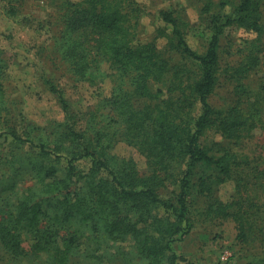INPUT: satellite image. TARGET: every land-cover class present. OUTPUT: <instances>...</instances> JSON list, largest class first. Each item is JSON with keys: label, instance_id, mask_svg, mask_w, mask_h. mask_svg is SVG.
<instances>
[{"label": "trees", "instance_id": "16d2710c", "mask_svg": "<svg viewBox=\"0 0 264 264\" xmlns=\"http://www.w3.org/2000/svg\"><path fill=\"white\" fill-rule=\"evenodd\" d=\"M132 1H61L63 32L56 51L81 78L101 77L104 64L113 74L127 75V82L108 99L112 105L109 112L115 110L124 142L145 156L149 173L141 174L132 159L115 156L106 149L108 144L90 139L84 131L70 129L65 134L68 148L38 142L34 145V165L29 168L35 170L38 186L23 189L14 208L0 215V245L13 255L44 253L52 264H66L74 237L64 236L65 223L70 219L98 220L96 223L107 237H131L146 256L169 257L172 264L170 237L178 232L179 221L187 222L189 178L199 162L217 169L221 179L233 180L231 198L227 203H218L217 210L231 215L239 242L248 235L245 215L253 201L248 197L244 167L235 152L204 147L200 139L212 126L222 137L237 139L253 126L254 120H260L264 91L254 95L246 112L237 105L215 109L209 101L216 83L222 28L235 21L260 32V0H238L232 15L224 21L214 19V31L202 55L188 46L173 13L161 12V19L172 25V33L183 50L198 64L196 79L191 78L192 73L185 66L170 63L149 44L133 47L129 38ZM253 60L250 63L257 66V55ZM4 76L0 61V137L16 147L31 144L30 137L24 138L5 122L3 112L8 100ZM43 83L61 104L64 120L68 119L69 105L61 89L47 77ZM152 83L161 86L152 88ZM82 158H89L90 166L81 174L74 162ZM257 172L255 180L264 190V165ZM78 180H82L79 187ZM168 180L179 186L175 204L162 199L158 192ZM202 186L208 193L209 187L203 183ZM5 190L7 187L0 192ZM158 205L170 210L174 219L159 216L155 212ZM24 233L30 237L27 249L23 245Z\"/></svg>", "mask_w": 264, "mask_h": 264}, {"label": "rangeland", "instance_id": "374dc122", "mask_svg": "<svg viewBox=\"0 0 264 264\" xmlns=\"http://www.w3.org/2000/svg\"><path fill=\"white\" fill-rule=\"evenodd\" d=\"M61 1L0 0V61L8 100L3 112L5 122L19 135L32 140L31 144L16 147L0 137V190L7 187L0 192V215L14 208L23 189L38 186L35 170L29 169L37 152L34 145L44 142L68 148L64 136L70 129L84 131L92 140L104 141L112 154L132 159L141 174L149 173L145 156L124 142L115 110L109 112L112 105L108 99L127 82V75L113 74L104 64L101 77L81 78L56 51L63 32ZM237 1L133 0L131 44L133 47L149 44L170 63L185 66L192 73L191 78L196 79L198 64L183 50L172 33V25L161 19V12L173 13L188 46L202 55L214 31L213 20L224 21L232 15ZM258 17L262 23L260 32L234 21L219 34L216 83L209 97L215 109L237 105L246 112L254 95L264 91V0L259 2ZM254 55L259 59L257 66L250 63ZM45 77L61 89L69 105L68 119L64 120L61 104L44 85ZM261 109L260 120H254L253 126L237 139L222 137L214 126L200 139L204 147L235 152L244 167L248 197L253 201L245 215L249 225L245 241L237 240L231 215L217 210L218 203H227L231 198L233 180L221 179L217 169L199 162L189 178L187 222L179 221L178 232L170 237L172 264H264V190L255 180L257 170L264 165V103ZM74 164L82 174L89 168L90 160L82 158ZM202 183L209 187L208 193ZM81 184L82 180L76 182L77 187ZM178 190V184L168 180L158 192L162 199L175 204ZM155 212L170 221L174 219L172 212L161 205ZM97 221L70 219L65 223L64 236L74 237L66 264H171L169 257L151 259L140 252L131 237H107ZM29 243V234L24 233L26 249ZM60 243L58 238L57 245ZM49 259L44 253L13 255L0 245V264H52Z\"/></svg>", "mask_w": 264, "mask_h": 264}]
</instances>
